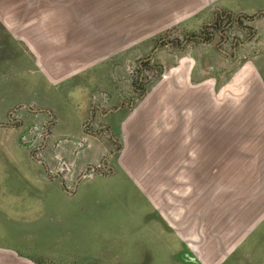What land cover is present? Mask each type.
Instances as JSON below:
<instances>
[{"label": "rangeland", "instance_id": "obj_1", "mask_svg": "<svg viewBox=\"0 0 264 264\" xmlns=\"http://www.w3.org/2000/svg\"><path fill=\"white\" fill-rule=\"evenodd\" d=\"M177 3L0 0V124L8 125L9 116L24 120L18 129L0 127V134L18 137L26 131L21 144L41 161L29 162L34 168L25 179L23 170L19 178L0 167V182L10 184L2 210L12 217L8 241L20 256L36 264H134L148 256L147 249L154 246L147 236V227L153 225L148 220L162 205L149 202L148 194L158 181L147 172L154 165H177L178 159L163 158L162 152L156 156L154 142L132 141L124 146L113 141L105 129L98 131L101 117L93 110L90 118L88 110L100 100L97 95L94 100L92 92L99 88L101 76L107 77V84L118 85L113 77L124 71L121 86L129 104L132 96L166 82L174 72L176 59L164 61V54L188 50L194 40L207 42V34L216 32L215 20L221 27L230 21V16L209 10L174 24L185 16L174 12ZM220 17H225L223 24ZM230 32L240 40L246 37L237 29ZM255 42L245 52L250 57L236 61L234 71L245 60L257 69L262 44ZM116 50L115 57L107 58ZM216 67L222 69L220 63ZM170 81L160 83L161 87L167 91ZM134 89L139 90L137 95ZM28 107L44 111L33 116ZM171 120L173 135L178 131L177 118L173 115ZM30 123L36 128L27 129ZM113 132L118 136L119 128ZM200 144L187 143L188 166L195 165ZM218 144L225 151L234 143ZM206 145L209 149V142L202 148ZM170 146L171 154L177 155L178 142L171 141ZM110 167L116 169L117 180L104 182ZM57 173L62 180L54 178Z\"/></svg>", "mask_w": 264, "mask_h": 264}, {"label": "crops", "instance_id": "obj_2", "mask_svg": "<svg viewBox=\"0 0 264 264\" xmlns=\"http://www.w3.org/2000/svg\"><path fill=\"white\" fill-rule=\"evenodd\" d=\"M177 5L174 12L185 16L174 24L214 10L230 16V23L237 15L234 24L238 26L240 20L248 28L238 29L246 36L243 40L235 36L226 41L218 27L209 41L198 44L194 40L188 50L164 54V61L176 59L172 76L159 82L171 80L167 91L157 82L138 98L132 96L128 104L121 86L124 71L115 68L120 75L113 81L118 85L107 84V77L101 76L99 88L92 92L94 100L96 95L100 100L90 105L88 114L91 118L95 110L103 120L98 131L105 129L113 141L124 146L132 141L154 142L156 156L162 152L163 158L178 159L177 165L149 167L147 173L154 175L158 184L148 199L150 204L162 206L148 220L153 225L147 227V236L152 237L154 246L147 249L144 262L134 264H264V0H178ZM225 17H220L221 23ZM215 22L216 27L221 26L220 21ZM252 37L255 45L262 44L257 69L251 60H245L234 71L236 61L250 57L245 52L254 45L249 41ZM117 54L118 50L107 58ZM214 63H220L222 69ZM27 110L33 116L44 111ZM173 115L178 131L172 135ZM18 122L14 129L24 124L23 119ZM114 128H119L118 136L113 135ZM25 133L18 137L0 134V167L8 174L11 169L19 178L23 170L24 179L33 172L29 162L40 163L21 144L20 136ZM171 141L178 142L177 155L171 154ZM192 141L201 144L196 148L195 165L188 166L187 143ZM219 141L234 144L224 151ZM208 142L210 148H202ZM116 174L110 167L104 182L116 181ZM0 186V264H36L10 247L12 217L2 211L10 184L0 182Z\"/></svg>", "mask_w": 264, "mask_h": 264}, {"label": "flooded vegetation", "instance_id": "obj_3", "mask_svg": "<svg viewBox=\"0 0 264 264\" xmlns=\"http://www.w3.org/2000/svg\"><path fill=\"white\" fill-rule=\"evenodd\" d=\"M226 23H225V27H221V26H217L216 27V25L214 26V25H212V27H213V29L214 30H216V28L218 29V27H219V29L221 30V33H222V35H225V40L226 41H232V40H234L236 37H235V35H233L230 31L231 30H233V29H240L241 31L243 30V29H247L248 28V26H246L245 24H242L241 23V21L239 20L238 22V26L236 25V24H234V22L233 23H230L229 21H225ZM243 28V29H242ZM214 32H211V33H209V34H207L208 35V40H210L212 37H211V35L213 34ZM202 34H203V32H202ZM211 34V35H210ZM251 40H253V37L252 38H250V40L249 41H251ZM171 43H173V42H171ZM170 45V44H169ZM142 72H143V68H142ZM134 92L136 93L135 95H137L138 93H139V90L137 89V90H135L134 89ZM144 91H142L141 92V94L143 93ZM140 94V93H139ZM137 95V96H135L134 98H138L139 96H141V94L140 95ZM131 101V100H130ZM134 101V100H133ZM20 107V106H19ZM18 108V107H17ZM17 108H15L12 112H11V115H13L15 112H16V110H17ZM29 108V107H28ZM32 109V108H31ZM10 115V114H9ZM9 118V120H8V122H9V124L8 125H5V124H0V127H3V126H8V128H10V129H14V128H16L17 126H18V124H20L19 122H18V119H14V118H12L11 116H9L8 117ZM35 129L36 128V126H34V125H32V126H30V129ZM30 145L32 144V143H29ZM27 145V144H26ZM33 154V153H32ZM33 156H34V154H33ZM37 160H39V159H37ZM88 170V169H87ZM97 172L99 173L100 172V169H98L97 170ZM54 178H57V179H61L62 180V178H61V176H60V174L59 173H57V174H55L54 175Z\"/></svg>", "mask_w": 264, "mask_h": 264}, {"label": "water", "instance_id": "obj_4", "mask_svg": "<svg viewBox=\"0 0 264 264\" xmlns=\"http://www.w3.org/2000/svg\"><path fill=\"white\" fill-rule=\"evenodd\" d=\"M39 162H41V161H39ZM85 171H86V169H85ZM80 178H82V176H81ZM80 178H79V179H80ZM77 182H78V181H77ZM192 253H193L194 256L196 255L194 251H192ZM194 256H193V257H194Z\"/></svg>", "mask_w": 264, "mask_h": 264}]
</instances>
